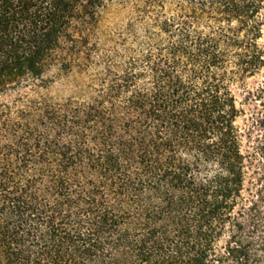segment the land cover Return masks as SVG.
Returning <instances> with one entry per match:
<instances>
[{"label":"trees","instance_id":"obj_1","mask_svg":"<svg viewBox=\"0 0 264 264\" xmlns=\"http://www.w3.org/2000/svg\"><path fill=\"white\" fill-rule=\"evenodd\" d=\"M263 69L264 0H0V264H264Z\"/></svg>","mask_w":264,"mask_h":264},{"label":"rangeland","instance_id":"obj_2","mask_svg":"<svg viewBox=\"0 0 264 264\" xmlns=\"http://www.w3.org/2000/svg\"><path fill=\"white\" fill-rule=\"evenodd\" d=\"M263 79H264V69L257 76L248 79V81H247L248 87H250V88L257 87ZM240 93H243V91L240 90ZM244 93H245V91H244ZM243 94L240 95V99H242L244 97ZM244 107L247 108L248 106L246 104H244ZM246 118H247V116L243 114L238 119L239 124L242 126L246 125Z\"/></svg>","mask_w":264,"mask_h":264}]
</instances>
